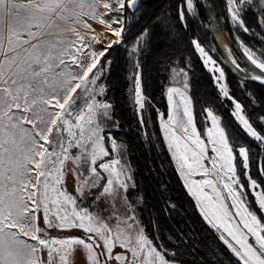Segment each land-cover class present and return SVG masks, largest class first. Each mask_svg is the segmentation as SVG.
<instances>
[{
	"label": "snow or ice",
	"instance_id": "1",
	"mask_svg": "<svg viewBox=\"0 0 264 264\" xmlns=\"http://www.w3.org/2000/svg\"><path fill=\"white\" fill-rule=\"evenodd\" d=\"M135 4L136 0H129L128 6ZM125 6V0H25L24 3L0 0V264H74L77 248L85 253L87 264H170L166 253L158 250L143 229L133 236L119 227V221L112 228L99 219V213L94 214L80 204L95 195L91 189L100 190V196L96 197L99 200L119 195V189L126 190L128 185L121 178L125 169L120 159L99 165L107 178L97 171V160L110 154L104 147L102 132L104 121L110 119L111 106L96 101L91 93L83 105L78 104L83 99L78 90L89 92V84H95V79H89L90 74L107 49L88 53L85 35L69 26L68 21L91 30L80 19L87 15L106 25L111 36L119 38L123 27L112 28V24H119L120 19L113 17L108 23L102 17L122 13ZM188 7L191 8V0ZM100 8L104 10L102 13ZM232 18L239 20L235 8ZM90 39L101 43L96 35ZM119 42L109 41L107 48ZM196 47L205 55L198 43ZM85 56L91 60L87 66L83 63ZM248 58L264 72V61H258L251 53ZM72 65L80 69L79 74L67 70ZM220 76L223 77L222 72ZM222 91L228 95L226 89ZM102 93L103 88L97 94ZM173 94H179L183 104L179 119ZM168 99L173 114L163 128L181 174L187 170V175L201 172L207 176L209 171L201 162L207 149L197 132L189 108L191 101L178 88L169 89ZM134 102L144 108L139 76L135 79ZM235 109L234 115L244 130L256 140H264L240 114L239 103ZM208 116L217 128L216 117L210 111ZM170 126L179 128L183 137ZM217 132L219 140L211 130L208 132L216 154L212 164L218 174L227 177L223 188L235 212L224 203L214 180L189 186V191L198 204L208 202L201 213L213 228L222 230L219 239L239 264H264V223L245 203L244 186L236 178L233 148L225 132L219 128ZM72 148L80 149V154L72 155ZM111 149L120 151L115 140ZM238 153L243 158V168L247 169L248 151L240 148ZM83 165L89 166L88 178L81 171ZM69 173L77 181L74 193L63 187ZM98 179H104L105 183L98 184ZM250 186L253 190L259 187L255 180ZM205 187L211 188L214 195L205 193ZM255 201L258 209L264 211V192H256ZM41 214L45 228L40 227ZM51 228L68 232L78 229L82 235L42 238V233ZM116 247L123 252L114 254Z\"/></svg>",
	"mask_w": 264,
	"mask_h": 264
},
{
	"label": "trees",
	"instance_id": "2",
	"mask_svg": "<svg viewBox=\"0 0 264 264\" xmlns=\"http://www.w3.org/2000/svg\"><path fill=\"white\" fill-rule=\"evenodd\" d=\"M128 0H125V5ZM222 27L232 40L225 4L219 0ZM239 17L247 29L233 28L234 38L264 61V0H234ZM188 11L186 0H136L133 8L125 6L122 13L124 32L119 43L106 48L99 57L98 81L103 85L101 101L109 104L110 119L103 123L104 145L112 158L111 142L119 146L117 156L131 177L124 191L132 209L134 221L144 234L166 253L173 264H239L220 241L217 232L209 227L198 213L173 165L159 130V117L166 114L164 88L171 68H181L187 77L188 96L197 132L203 136L207 123L205 111H211L225 132L236 157V178L243 188L247 206L264 223V215L256 207L248 187L240 147L248 151V177L255 180L264 192V140L249 136L232 115L233 101L241 105L242 113L253 130L264 137V86L239 78L224 66L221 52L200 11V1L193 0ZM183 13V19H181ZM194 41L219 64L225 73L227 96L222 97L194 48ZM233 43V42H232ZM135 50H132L133 45ZM210 49L213 52H210ZM139 76L144 108L134 102L135 79ZM263 153L262 173H258V158ZM102 182H100L101 184ZM80 201L93 212L100 190ZM95 201V203H94ZM47 233L61 236H80L78 229Z\"/></svg>",
	"mask_w": 264,
	"mask_h": 264
},
{
	"label": "rangeland",
	"instance_id": "3",
	"mask_svg": "<svg viewBox=\"0 0 264 264\" xmlns=\"http://www.w3.org/2000/svg\"><path fill=\"white\" fill-rule=\"evenodd\" d=\"M192 1L193 0H191V8H189L188 7V0H186V7H187L188 11L193 10ZM199 1H200L199 9L202 12V17L204 18V21L206 23L208 22L207 14L209 12L208 8L206 6L207 4H210V8H214V10L217 12V16L219 19V15H220L219 8L222 7L219 0H199ZM15 2L24 3L25 0H15ZM233 8H235L238 11L237 3L234 0H232V4L230 5L229 0H227L226 4H225V11L227 14L228 26L231 28V31L233 34L232 45H230L228 42L226 43L225 39L223 38V41H224V44L226 47L224 50V48L220 44H219L220 46L218 45L214 36H213L214 40L212 39V37H211V40L213 43L215 41L216 47L221 52L224 62H228L229 64H231L238 74L245 75L246 70H250L252 72L258 73V70H260V69L256 68V66L248 58V53H251L257 59L256 55L253 52H251L248 48H246L238 38H236V37L234 38L233 28H241L243 30H245L246 28L244 27L243 24H241L242 21H241L240 17H239V20H233V18H232ZM100 9H101V12L104 11L102 8H100ZM238 16H239V11H238ZM103 17H104V20L107 21L108 23H111V20L113 17L119 18L120 22H121V16L116 15V14L105 15ZM80 19L82 21H84L85 23L88 22L89 25L90 24L92 25L91 31L82 32V30H80L82 25L79 23H76L75 21H72V20L68 21V25L75 28L81 34L85 35V37H86L85 44L89 45V47L86 49V51L88 53H91L93 51H95L96 53H99L101 50L107 48V44L109 43V41H116V40L120 39V37L118 38L115 36H111L106 25L99 24L96 20H93L91 18H85V19L80 18ZM120 25H121L120 23L119 24H112V28L119 29ZM69 35H71V34H69ZM93 35H96L101 40V43H96L95 41H92L90 38ZM45 38L51 39V37H45ZM74 38L75 37H73V39ZM135 45L136 44H134L133 45L134 47H132L133 51L135 49ZM194 48H195L197 54L199 55L202 63L204 64L206 70H208L212 74L213 80H214V82H215V84L219 90L220 95L222 97H224L225 94H224V91H222V88L226 89V90H227V88L225 85V73H224L223 68L219 64L216 63V61L211 57V54L209 55V51H208L209 48L208 49L203 48L204 53H205V55H203V56L201 55L200 51L197 49L196 43H194ZM83 63L85 66H87L88 64L91 63V60L87 56H85V57H83ZM67 70L74 75L79 74V72H80V69L75 68L74 65L69 67ZM221 72L223 73V77L220 76ZM99 75H100V69L98 67H96V69L93 70V74H90V77H89L90 80L95 79V84L94 85L89 84V86H88L89 92H84L82 90H78L79 95L83 98L81 100H78V104L83 105L84 100L87 99V97L89 96L90 93L94 95V98L96 101H98L100 103H105V102L101 101V99H100L102 94H97V93H99V90L101 88H103V85L98 81ZM185 85L187 86V77H186L185 71L181 68H175V67L171 68L169 71V76H168V84L164 88V98H165V102H166V114H165L164 118L159 117V120H158L159 121L158 122L159 123V130H160L164 144L168 150V153L171 157L173 165H174V167H175V169L179 175V178H180L183 186L185 187L189 197L193 201V203H194L197 211L199 212V214L203 217L204 220H206L204 218V215H202V213H201V208L202 207L207 208L208 202L204 201L202 204H198L196 197L193 196L192 193L189 191V186L199 185L204 180H206V179L211 180L212 178L209 176V174L207 176H205L201 172H195L191 175H187L186 174L187 170H185L184 175L181 174V170L179 168L178 162L173 157L174 149L169 148V142L165 138V132H164V128H163V124L168 123L170 117L173 114L172 113V107H171V105L169 103V99H168L169 89L170 88H178L185 95V97L189 99L188 87H185ZM134 100H135V90H134ZM173 101L178 105V110H177L176 115H177V119H179L182 116V112H183V104L181 103L180 95L179 94H173ZM233 102H234V104H233L232 110H231L232 115H233L234 119L236 120V122L238 123V125L244 130L243 125L240 123V121L234 115V113L236 111L235 104L237 102L236 101H233ZM136 107L138 109L140 108L139 105H137V104H136ZM189 108H190V111L192 113L191 104L189 105ZM208 112L209 111H205L207 123L204 127L203 136L200 135V138L204 141L206 149H207L206 156L202 159L201 162L204 165V167H206L208 169L209 172L214 171L216 173V175L219 179V182H220V186L217 185V188L221 192V195L224 198V203L226 205H228L230 211H232L234 213L235 209L231 208V203H232L231 198L228 197L227 191L223 188V184L228 182L227 177L221 176L213 168L212 160L215 158L216 154L212 151L213 144L211 143V141L208 137V132H209V130H211L214 134V138L219 140V134L217 132V128L221 129V127L219 125L218 117L214 114L213 115L216 117L218 124H217V128L213 127L212 119L208 116ZM240 114L243 115L242 112ZM192 116H193V114H192ZM260 120L263 123V127H264V118L261 117ZM170 127L174 128V126H170ZM174 130L176 131V134L178 136L183 137V133L179 128H174ZM104 147H105V145H104ZM240 148H242V147H240ZM105 149H106V147H105ZM49 151H51V148H49ZM71 153H72V155H78V154H80V149L72 148ZM113 159H120L117 156L116 152H114V155L112 158H108V156H107V157H103L102 159L97 160V171L101 173L102 177L107 178L108 174L103 172V170L101 168H99V165L103 164V163H109ZM120 161H121V166H123L125 169V176H123L121 178L125 179L126 183H128L129 179H127V177H128L127 168L121 159H120ZM217 163H219V161H217ZM242 163H243V158H242ZM68 167L69 168L72 167L71 163H69ZM88 167H89L88 165H83L81 168V171L84 172V178H88L90 176V172L88 171ZM245 172H246V179H247L248 187L251 190V194L253 195V198L255 201V193L261 192V191H260L259 187L255 190H253L251 188L250 185H251L252 179L248 177L247 169H245ZM93 179H95V178H93ZM65 180H66V182L63 185L65 190L68 191L69 193H74L75 187L77 186V181L74 179L73 175L71 173H69L65 177ZM32 182L35 183V180H33ZM100 182H102L101 184H104L105 180L104 179H98L97 183L100 184ZM91 190H93V189H91ZM237 190H239V188ZM124 191H125V189H119V195H117L115 197H108V198L101 197L99 200H97V204L93 205V212H94V214L99 213V219L101 221L107 223L112 228H115L117 226L118 221H119V227L121 229H123L126 233H129V234H132L133 236H135L136 232H138L141 228L134 221V219H132L133 218L132 209L130 208V206L126 202V199L124 196ZM204 192L207 193L208 195H214L212 193L211 188H208V187L204 188ZM255 205L258 208L256 201H255ZM260 211L264 215V211H262V210H260ZM125 220L127 221V223H124ZM25 223H27V221H25ZM128 225H131L132 227L129 228ZM40 227L45 228V225H44L43 219H42V214H41V219H40ZM51 229L57 230L56 228H51ZM46 230H45V233H42V238H44V239H49L50 237L59 239V238H64V237L70 236V235L61 236V235L56 234V232H52L51 234H49L46 232ZM57 231H59V230H57ZM221 231L217 230L218 236L221 235ZM226 248H227V246H226ZM115 252H123V249L116 247L114 249V253ZM84 256H85V253L83 252V250L80 248H77L76 253H75V257H74V264H87V262L84 259ZM109 264H112V262H109ZM170 264H173V263H170Z\"/></svg>",
	"mask_w": 264,
	"mask_h": 264
},
{
	"label": "water",
	"instance_id": "4",
	"mask_svg": "<svg viewBox=\"0 0 264 264\" xmlns=\"http://www.w3.org/2000/svg\"><path fill=\"white\" fill-rule=\"evenodd\" d=\"M128 3H129V0L126 2V5L128 6ZM208 9H211L210 8V4H207L206 5ZM129 7V6H128ZM130 9L133 8V6L129 7ZM219 23L222 27V24H223V19L221 17H219ZM208 26V24H207ZM209 27V26H208ZM222 31H223V34L226 38V40L228 41V43L230 45H232V42L231 40L229 39L228 35H227V32L223 29L222 27ZM210 52H213L212 49H210ZM224 66L225 68L230 71L232 74L236 75L239 79L241 80H244V81H250V82H253L257 85H260V86H264V76L259 74V73H255V72H252L250 70H246V74L245 75H242V74H238L235 69L233 68V66L231 64H229L228 62H224ZM253 76H256V77H260V79H252ZM262 158H263V153L260 154L259 158H258V162H257V166H258V173H259V176L260 177H263V173H262V166H261V163H262ZM209 176L214 180V182L216 183V185H219L220 186V182H219V179L216 175V173L214 171H210L209 172Z\"/></svg>",
	"mask_w": 264,
	"mask_h": 264
},
{
	"label": "bare ground",
	"instance_id": "5",
	"mask_svg": "<svg viewBox=\"0 0 264 264\" xmlns=\"http://www.w3.org/2000/svg\"><path fill=\"white\" fill-rule=\"evenodd\" d=\"M208 11L209 12L207 14V18H208L207 24L209 26L211 33H212V36H214L218 45L220 44L225 50L226 47H225L223 38L225 39L226 43L228 41L226 40V38L223 34V31H222V27L218 21L217 12L214 10V8L208 9ZM258 73L264 76V72H262L261 70H258Z\"/></svg>",
	"mask_w": 264,
	"mask_h": 264
},
{
	"label": "crops",
	"instance_id": "6",
	"mask_svg": "<svg viewBox=\"0 0 264 264\" xmlns=\"http://www.w3.org/2000/svg\"><path fill=\"white\" fill-rule=\"evenodd\" d=\"M100 12H101V9L99 10ZM102 13V12H101ZM117 15V14H116ZM119 16H121V22H120V26H119V28H121L122 27V14L121 15H119ZM80 18H82V19H85V18H89V16H87V15H85V16H81ZM103 19H104V17H102ZM88 23V22H87ZM100 24V23H99ZM88 25H89V23H88ZM90 26H91V28H92V25L90 24ZM80 30H82V32H86V31H91V30H88V29H85L83 26H81V29ZM212 180V179H211ZM199 213V212H198ZM201 216V215H200ZM201 218L203 219V217L201 216ZM204 220V219H203ZM204 222L209 226V227H211L212 229H214L216 232H217V230L215 229V228H213L212 226H211V224L209 223V221L208 220H204ZM218 234V233H217ZM219 237V236H218ZM221 241V240H220ZM222 242V241H221ZM223 243V242H222ZM115 253H121V252H115ZM114 253V254H115ZM101 259H103V257H101Z\"/></svg>",
	"mask_w": 264,
	"mask_h": 264
},
{
	"label": "built area",
	"instance_id": "7",
	"mask_svg": "<svg viewBox=\"0 0 264 264\" xmlns=\"http://www.w3.org/2000/svg\"><path fill=\"white\" fill-rule=\"evenodd\" d=\"M116 6H118V5H115V4H114V7H116ZM122 13H123V11H122ZM122 13H119V12H118V13H112V14L121 15Z\"/></svg>",
	"mask_w": 264,
	"mask_h": 264
}]
</instances>
